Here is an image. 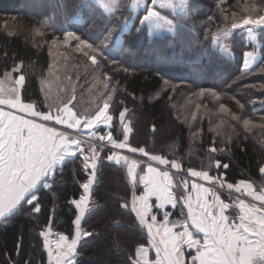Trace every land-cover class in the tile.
<instances>
[{"label":"trees","instance_id":"1","mask_svg":"<svg viewBox=\"0 0 264 264\" xmlns=\"http://www.w3.org/2000/svg\"><path fill=\"white\" fill-rule=\"evenodd\" d=\"M32 2L40 5L37 12L20 10ZM88 3L92 8L83 7L82 0H0V77L11 72L14 78L25 76L22 101L47 111L52 102L43 86L49 77L57 78L52 91L61 97L59 102L64 105L71 100L73 111L93 113L111 95L114 125L120 111L128 110L132 147L177 161L181 174L187 175L189 169L208 170L211 162L210 174L219 175L225 185L243 180L255 190L262 189L264 72L256 66L264 64V28L253 31L257 36L253 43L245 36L247 29L232 30L230 25L245 16L264 14L260 11L264 0H190V10L182 6L173 8L172 18L164 14L174 23L170 36H151L146 26L137 33L142 14L133 16L120 6L109 15L110 30L120 41L110 38L104 45L103 36L96 40L107 53L99 67L77 50L75 40L65 48L56 46L63 40L60 27L81 38L98 35L103 21L92 27L98 7ZM253 5L256 12H250ZM65 16L68 22L61 24ZM125 19L130 22L121 31ZM225 30L233 32L228 46L232 58L211 48L214 37ZM245 51H257L256 70L249 74L243 69ZM233 115L240 119H232ZM244 120L250 121L247 127ZM112 131L118 135L116 128ZM213 147L217 151H210ZM108 153L104 148L98 153L97 178L81 221L93 235L78 248L79 264H123L126 256L141 247L138 241L148 246L146 228L139 225L131 207L133 194L138 196L140 188L133 187L123 164L107 160ZM216 161L229 167L216 169ZM90 172L83 170L80 161L68 163L56 174L52 188L38 193L40 212L22 211L0 220V264H47L40 232L50 226L60 234L74 235L77 211L72 200L79 199ZM172 176L175 181L182 178ZM170 213L178 217V207ZM156 215L159 220L160 214Z\"/></svg>","mask_w":264,"mask_h":264},{"label":"snow or ice","instance_id":"2","mask_svg":"<svg viewBox=\"0 0 264 264\" xmlns=\"http://www.w3.org/2000/svg\"><path fill=\"white\" fill-rule=\"evenodd\" d=\"M140 3L141 0H132L130 7L135 9ZM82 4L83 7L92 8L88 0H82ZM143 4V12L146 14L139 18L141 27L137 28V33H140L145 26L149 32L153 29L159 31L161 22H168L166 17L161 15V10L172 8V0H143ZM180 4L189 10L192 7L190 0H180ZM99 5L100 7L96 9L99 14L93 13L92 22V27L95 28L97 21H103L98 35L81 38L66 27L58 29L63 34L65 46L70 40H75L77 50L97 67L107 57V53L104 47L96 43V40L103 36L104 45H107L110 38L114 42L120 41V36L113 37L110 30L111 17L104 15L118 6L110 0H99ZM256 11L253 5L250 12ZM67 22L68 18L65 16L61 24ZM129 22L125 19L121 31ZM46 24L47 21L42 26ZM246 26H251L247 28L250 35L253 34L254 29L264 28V14L245 16L240 21L233 20L230 25L233 30ZM229 35H231L229 30L223 32L225 39ZM53 43L56 41L54 40ZM220 47L222 52L226 53L229 50L226 44H221ZM243 56L245 73L255 71L256 53L245 51ZM256 67L264 72V64ZM18 70V68L13 69V71ZM5 81L13 86L5 90L3 87ZM5 81H0V106H2L0 107V220H7L22 211L40 212L38 193L45 187L51 189L56 174L62 173L68 163L80 161L83 170L88 172L91 169V172L86 182L81 185L83 192L79 199L72 200L77 210L74 220L75 233L60 234L55 250L48 252L49 264H79L78 248L82 247L81 242L85 241L86 237L93 235L91 231L83 229L81 221L88 210L93 185L96 182L98 153L101 148L110 145L107 160L114 161L117 165L123 164L134 187L137 183V169L143 162L122 154L123 150L147 156L149 161L157 165L167 166L170 163L171 168L176 169L177 172H180L181 164L175 160L170 162L160 155L150 154L144 147H132L129 144V134L132 129L126 122L128 111L126 108L119 113V127L122 131L120 135L114 136L111 130L113 116L109 114L108 102L112 98L111 95L102 107H98L90 114L73 111L75 106H69L71 100L62 107L56 108L53 114L50 107L45 111L39 105L22 101L21 89L25 84L23 74L11 79L9 74L5 73ZM221 110L227 111L223 106ZM232 119L239 120L240 117L233 115ZM243 123L247 127L250 121L244 120ZM102 127L109 130L101 134L98 130ZM85 137H88L89 141L86 142ZM92 140L106 141V145L93 144L90 142ZM210 151L215 152L217 149L213 147ZM228 167V164L215 162L216 169ZM211 168L210 162L208 170L187 171V176L196 178L191 182L190 190L189 181L186 179L181 178L179 183H174L173 176L167 168L160 170L152 163H146L145 168H140L143 174L139 175L138 182L144 188L141 195L133 194L131 207L136 213L139 225L147 229L148 244L154 249L155 257L150 261L149 249L138 241L141 247H138L134 254L126 256L123 264H185L186 250L187 256L191 258V264H264V191L257 194L252 184L243 180L236 185L227 183L228 189L250 196L252 200L258 201L260 206L248 204L243 199L238 200L234 206L225 203L214 191V187L218 185L223 188L226 182L219 175L210 174ZM260 172L264 173V167L260 168ZM196 181H205L212 187H205ZM179 189L183 191L177 194ZM209 196L211 200L208 199ZM152 197H155V207L160 210L165 209L166 205H171L173 209L180 206L181 219L169 220L171 213L164 211V222L159 224L157 215L151 213ZM26 205L30 207L26 208ZM230 207L238 208L239 213H229ZM191 229L203 233V239H195ZM50 234V230L40 232L48 249H52ZM193 249L194 252L191 251Z\"/></svg>","mask_w":264,"mask_h":264},{"label":"crops","instance_id":"3","mask_svg":"<svg viewBox=\"0 0 264 264\" xmlns=\"http://www.w3.org/2000/svg\"><path fill=\"white\" fill-rule=\"evenodd\" d=\"M88 1L92 2L97 7H100L99 0H88ZM178 1L180 2V0H178ZM110 2L113 3L114 5H117L118 7L117 8H114L112 12H106V13H104L105 15H111V14H113L120 6H124L125 8H127L128 10H130L134 14L133 16H135V14H137V13H141L142 16L144 14H146V13L143 12V7H144L143 0H141V3L135 9H133L132 7H130V4H131L132 0H110ZM172 11H173V7L172 8L165 9V10H161V15L164 16V14L166 12L169 13V15H170V13ZM164 17H166V16H164ZM171 18H172V16H171ZM171 18L166 17V19L168 21L167 23H165L163 21L161 22V28H160L159 31L153 29L151 32L154 33V34H162V35H167V36L172 35L173 34V31H174V23H173V20ZM246 27L245 28H242V29H247ZM256 38H257V36H256ZM0 107H2V106H0ZM141 166H142V168H145L146 165L144 164V165H141ZM126 171H127V169H126ZM137 173H138V176H137V186L140 188V191L141 192H140L139 195H141L144 186L142 184H139L138 177H139V175H142L143 173L139 169H137ZM170 175L172 176V173H170ZM128 178H129V181L131 183H133V181L131 180V178L129 176H128ZM173 181H174V183H179L181 180H178L177 179V181H175V179L173 178ZM202 182H204L205 184H208L205 181H202ZM190 186H191V183L189 182V190H190ZM205 187H212V185H209L208 184ZM179 191H183V189H179L178 192H177V194H179ZM214 191L217 192V194L220 196L221 200H223L225 203H229L230 205H233V206L240 199H243L248 204H255L256 205V203H259L258 201L252 200V198L250 196H248V195L242 194L241 192H236L234 189H231V190L228 189L226 185L224 186V189L221 188L219 190L217 188H214ZM261 191H264V186L262 187V189L256 190L257 194H259ZM192 195H193V197H195V193H193ZM208 199L211 200V197L209 196ZM150 203L152 204L151 213L156 214V212H158L160 214L159 216L161 218L158 220L159 224H163V222H164L163 221V212L164 211L171 212V211L175 210V209H173L171 207V205H166L165 209H163V210L157 209L155 207V197H152L151 198ZM257 207H259V206H257ZM228 212L229 213H232V214H238L239 213V209L236 208V207H230V209L228 210ZM184 213L186 215V213H187V209L186 208L184 209ZM179 219H181V216H180V206H178V217H171V216H169V220L175 221V220H179ZM175 230L176 231H179V229H175ZM191 231L193 232V237L195 239H200V240L203 239V233H199L195 229H191ZM146 232H147V229H146ZM157 239H159V236L157 237ZM55 244H56V242L53 244V249H52L53 251L55 250ZM145 248H148L149 249V260L151 261L155 257V251H154V249H151V246L149 244ZM191 251L194 252V249L191 250ZM185 264H191V258L189 256H187V250L185 252Z\"/></svg>","mask_w":264,"mask_h":264},{"label":"rangeland","instance_id":"4","mask_svg":"<svg viewBox=\"0 0 264 264\" xmlns=\"http://www.w3.org/2000/svg\"><path fill=\"white\" fill-rule=\"evenodd\" d=\"M39 7H40V5H37L35 2H32V3H27L26 5H24L22 8L20 7V10H23V11H26V12H37L38 10H39ZM99 8V7H98ZM102 11V10H101ZM175 11V10H174ZM133 14V13H132ZM138 14V13H137ZM134 15V14H133ZM136 15V14H135ZM107 16H109V15H107ZM248 27H251V26H247L246 28H248ZM258 29H260V28H258ZM258 29H254L253 31H257ZM233 30V29H232ZM232 30H230V32H231V34L233 33L232 32ZM235 30V29H234ZM243 30V29H242ZM246 32V34H245V36H246V38L247 39H249V40H252V42L254 43V42H257V40H256V37H255V35H250L249 33H248V31L247 30H245ZM150 34L149 35H154V33H152V32H149ZM253 36H254V38H253ZM231 38V36L229 35L228 37H227V39H225L224 38V36H223V32L222 33H220L219 35H217L216 37H214V40L212 41V43H211V48L215 51V52H217V53H219L220 51H221V44H226L227 46H229V43H230V39ZM56 46H57V48H65V47H68V44H67V46H65V44H64V42H63V40H62V42H60V43H58V44H56ZM69 49V48H68ZM228 49H229V47H228ZM57 50V49H56ZM255 53H256V57H257V51H255ZM225 55H227V56H225ZM221 56H223V57H228V58H232L233 57V54H232V52L230 51V49L228 50V52H226V54H224L223 53V55H221ZM52 66L54 67H56V64H53L52 63ZM165 69V68H164ZM163 70V69H162ZM13 72H11V73H8L9 74V76H10V78L11 79H16V78H14V76H13V74H12ZM18 78V77H17ZM57 80V78L56 77H49V78H47L46 79V84H44V86H43V89H45L44 91H46L47 92V96L48 97H50V100H51V102H52V104H51V106H49L50 108H51V110H52V112L55 114V111H56V108H58V107H62L63 106V104H61L59 101H61V97H56V95L54 94V91H52V88H53V83H54V81H56ZM0 81H5V75H3L2 77H0ZM165 85H167V84H165ZM11 86H13L10 82H8V81H5L4 82V84H3V87H4V89L5 90H7L9 87H11ZM167 87V86H166ZM100 96L102 95V94H100V93H98ZM87 100V99H86ZM103 106V105H102ZM101 106V107H102ZM109 114L110 115H112L111 114V110L109 109ZM113 116V115H112ZM126 122L130 125V122L128 121V120H126ZM114 123H115V121H114V119H113V128L111 129V130H113V129H115L116 128V133L118 134V135H120V133H121V129H120V127H119V124H120V121H119V118H118V120L116 121V124L114 125ZM99 130H102L101 131V134H103L104 132H107L109 129L108 128H106V127H102L101 129H99ZM98 130V131H99ZM130 136H131V132H130V134H129V139H130ZM120 138L122 139V136H120ZM106 142V141H105ZM106 145V144H105ZM86 146V145H85ZM107 146V145H106ZM108 146H110V145H108ZM119 151V150H118ZM126 152V154H128V152H127V150H123L122 151V153H125ZM130 154V153H129ZM136 154H139V153H136ZM132 155V154H131ZM133 156H135V155H133ZM134 158H136V159H139V160H142V162L143 163H141V165H146V163H144V162H149V163H152L153 165H156L157 166V168L158 169H160V170H165V168H167V170H169V172L170 173H173V174H177V175H180L181 173L180 172H177V170L176 169H172L171 168V166H169V165H167V166H162V165H157V164H155L154 162H151V161H149V160H145V161H143L144 159H141V158H139V157H137V156H135ZM98 161V160H97ZM111 162V161H110ZM140 165V168H142V166ZM140 168H138L139 170H140ZM90 171H91V169H89ZM139 173V172H138ZM193 178V177H192ZM194 179H196V178H194ZM190 183H191V181H189ZM198 183H200V184H203V185H205V186H207L208 184H205L204 182H202V181H200V182H198ZM133 184V183H132ZM134 187V186H133ZM135 187H138L137 186V183H136V185H135ZM214 188H217V189H221L220 187H218V186H215ZM77 211V210H76ZM50 230V236H49V241H50V243H51V245H52V249H53V244L55 243V242H57V240H58V236L60 235V233H58V232H56V231H54V229L53 228H51L50 226L49 227H47L45 230H43V231H49ZM42 237V236H41ZM42 239L44 240V238L42 237ZM45 249H46V254H47V257H48V259H49V256H48V252H49V250H52V249H48V248H46L45 247Z\"/></svg>","mask_w":264,"mask_h":264},{"label":"built area","instance_id":"5","mask_svg":"<svg viewBox=\"0 0 264 264\" xmlns=\"http://www.w3.org/2000/svg\"><path fill=\"white\" fill-rule=\"evenodd\" d=\"M172 3H173V8L174 9H176V10H179L182 6H181V4H180V2L178 1V0H172ZM220 54H222L223 55V53L224 54H226L225 52H222V51H220L219 52ZM225 56H227V55H225ZM85 140H86V142L87 141H89V138L88 137H85L84 138ZM91 143H93V144H103V145H105L104 143H102V142H99V141H96V140H92V141H90ZM104 149H106V150H108L109 151V149H110V146H105V147H103ZM118 151V150H117ZM122 154H126V152L125 153H122ZM126 155H129L131 158H134L135 156H133V155H131V154H126ZM136 159V158H135ZM142 161V160H141ZM143 161H145V160H143ZM111 162H114V161H111ZM115 163V162H114ZM144 163H149V162H144ZM153 166H155V167H157L156 165H153ZM179 176H181L182 178H184V179H186V180H188V181H193V180H195L194 178H192V177H190V176H187V175H185V174H180ZM196 182H200V181H196ZM256 205L257 206H260L259 205V203H256Z\"/></svg>","mask_w":264,"mask_h":264},{"label":"water","instance_id":"6","mask_svg":"<svg viewBox=\"0 0 264 264\" xmlns=\"http://www.w3.org/2000/svg\"><path fill=\"white\" fill-rule=\"evenodd\" d=\"M47 264H49V259H47Z\"/></svg>","mask_w":264,"mask_h":264}]
</instances>
